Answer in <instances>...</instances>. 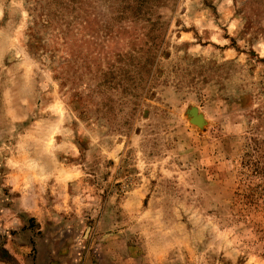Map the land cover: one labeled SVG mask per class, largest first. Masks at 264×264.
<instances>
[{"label":"rangeland","instance_id":"rangeland-1","mask_svg":"<svg viewBox=\"0 0 264 264\" xmlns=\"http://www.w3.org/2000/svg\"><path fill=\"white\" fill-rule=\"evenodd\" d=\"M0 264H264V0H0Z\"/></svg>","mask_w":264,"mask_h":264},{"label":"water","instance_id":"water-1","mask_svg":"<svg viewBox=\"0 0 264 264\" xmlns=\"http://www.w3.org/2000/svg\"><path fill=\"white\" fill-rule=\"evenodd\" d=\"M190 120L197 125H203L205 121L203 114L199 113V109L197 107H193L190 110Z\"/></svg>","mask_w":264,"mask_h":264}]
</instances>
